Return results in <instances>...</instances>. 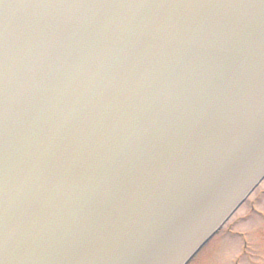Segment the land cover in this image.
Listing matches in <instances>:
<instances>
[{
  "label": "water",
  "instance_id": "water-1",
  "mask_svg": "<svg viewBox=\"0 0 264 264\" xmlns=\"http://www.w3.org/2000/svg\"><path fill=\"white\" fill-rule=\"evenodd\" d=\"M264 177V0H0V264H185Z\"/></svg>",
  "mask_w": 264,
  "mask_h": 264
},
{
  "label": "rangeland",
  "instance_id": "rangeland-1",
  "mask_svg": "<svg viewBox=\"0 0 264 264\" xmlns=\"http://www.w3.org/2000/svg\"><path fill=\"white\" fill-rule=\"evenodd\" d=\"M252 209L264 214V180L187 264H264V218Z\"/></svg>",
  "mask_w": 264,
  "mask_h": 264
}]
</instances>
